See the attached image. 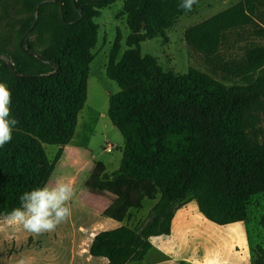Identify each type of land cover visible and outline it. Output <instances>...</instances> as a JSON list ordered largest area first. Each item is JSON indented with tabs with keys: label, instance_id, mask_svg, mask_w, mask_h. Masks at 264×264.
<instances>
[{
	"label": "trees",
	"instance_id": "16d2710c",
	"mask_svg": "<svg viewBox=\"0 0 264 264\" xmlns=\"http://www.w3.org/2000/svg\"><path fill=\"white\" fill-rule=\"evenodd\" d=\"M42 1L0 0V55L24 75L15 76L0 59V83L11 90L12 117L19 121L0 148V218L20 206L22 193L45 186L72 139L97 42L93 19L114 0ZM263 2L239 0L187 27L185 43L219 63L228 34L251 25ZM180 4L124 0L127 48L119 56L116 35L108 51L105 75L119 90L109 95L107 117L123 137L119 167L110 176L123 174L128 184L100 214L121 222L139 205L135 194L159 197L140 228L120 225L94 234L88 252L105 264L142 260L150 237L170 233L188 198L201 216L226 225L245 220L250 196L264 193V47L249 44L239 61L221 64L236 78L226 77L229 84L195 68L163 70L155 57L140 53V43L165 38L175 17L197 5L185 11ZM44 144L58 147L52 159ZM260 217L264 230V212ZM253 250L252 264H264V248Z\"/></svg>",
	"mask_w": 264,
	"mask_h": 264
},
{
	"label": "rangeland",
	"instance_id": "374dc122",
	"mask_svg": "<svg viewBox=\"0 0 264 264\" xmlns=\"http://www.w3.org/2000/svg\"><path fill=\"white\" fill-rule=\"evenodd\" d=\"M123 1L114 0L93 19L98 24V36L91 50L86 100L78 113L69 144L71 149L62 153V161H57L45 184L59 181L71 188V215L54 231L41 234L30 233L22 226L8 225L0 218V264H105L104 258L92 257L88 252L94 234L120 225L140 228L159 197L156 193L150 200L135 194L139 205H133L121 222L100 214L109 206L99 205L108 201L106 195L120 196L128 184L123 174L119 173L114 179L110 176L119 167L123 137L107 117L109 95L119 87L105 75L108 51L116 35L119 36V56L127 48L125 39L129 29L122 12ZM238 1L200 0L193 11L175 17L165 31V38L141 42L140 53L155 57L163 70L184 74L189 68H195L229 84L236 78L221 64L239 61L249 44L264 47V2L251 25L228 34L219 63L213 64L194 51L185 43L183 35L187 27ZM228 76L231 81L226 78ZM262 126L264 129V121ZM43 146L48 158L52 159L58 147ZM107 146L111 147V152L105 151ZM263 212L264 193L260 192L250 196L245 220L218 225L201 216L195 200L188 198L176 210L170 233L151 238V248L143 259L127 264H180L183 261L189 264H252L253 248L256 245L264 248V230L260 223Z\"/></svg>",
	"mask_w": 264,
	"mask_h": 264
},
{
	"label": "clouds",
	"instance_id": "9594fccd",
	"mask_svg": "<svg viewBox=\"0 0 264 264\" xmlns=\"http://www.w3.org/2000/svg\"><path fill=\"white\" fill-rule=\"evenodd\" d=\"M196 3L198 0H181L180 8L191 11ZM11 102V90L5 83H0V148L11 142L13 129L19 123L12 117ZM72 196L71 188L59 181L35 188L22 193L20 206L5 213L3 220L34 234L54 231L71 215L69 204Z\"/></svg>",
	"mask_w": 264,
	"mask_h": 264
},
{
	"label": "water",
	"instance_id": "95a60500",
	"mask_svg": "<svg viewBox=\"0 0 264 264\" xmlns=\"http://www.w3.org/2000/svg\"><path fill=\"white\" fill-rule=\"evenodd\" d=\"M47 1H49V0H44V1H42L41 3H43V2H47ZM61 5H62V4H61ZM37 6H38V5H37ZM36 9H37V7H36ZM31 54L34 55V56H36V57H38L39 59H41V61H43L44 63H48L47 60H44V59H43L40 55H38L36 52H32ZM0 59H3V60L6 62V64L9 66V68L11 69L12 73H13L15 76H17V77H23V76H24L23 74H19V73H16V72H15V70H14V68H13V63H12V60L10 59V57H7L6 55L1 54V55H0Z\"/></svg>",
	"mask_w": 264,
	"mask_h": 264
},
{
	"label": "crops",
	"instance_id": "0c3cea01",
	"mask_svg": "<svg viewBox=\"0 0 264 264\" xmlns=\"http://www.w3.org/2000/svg\"><path fill=\"white\" fill-rule=\"evenodd\" d=\"M77 124V123H76ZM72 140V139H71ZM70 140V141H71ZM69 144H70V142L68 143V144H66L64 147H63V152H64V154L67 152V150H70L71 149V147L69 146ZM64 156V155H63ZM63 156H61V158H60V162L62 161V158H63ZM105 170H103L102 172H104ZM116 171V170H115ZM115 171H112V172H115ZM106 172H109V171H106ZM111 173V172H110ZM118 197V195L117 194H115L114 196H111V195H106V199H108V201L106 200H104V201H102L99 205H110L116 198ZM161 236V235H160ZM154 237H158V236H153V237H150V240H151V238H154ZM106 260V259H105Z\"/></svg>",
	"mask_w": 264,
	"mask_h": 264
},
{
	"label": "built area",
	"instance_id": "2783aa9c",
	"mask_svg": "<svg viewBox=\"0 0 264 264\" xmlns=\"http://www.w3.org/2000/svg\"><path fill=\"white\" fill-rule=\"evenodd\" d=\"M104 149H105L106 152H111V151H112V149H111L110 146H107V147H105Z\"/></svg>",
	"mask_w": 264,
	"mask_h": 264
}]
</instances>
